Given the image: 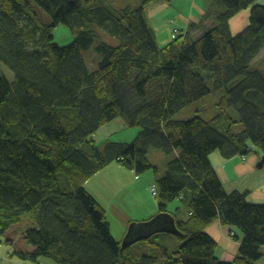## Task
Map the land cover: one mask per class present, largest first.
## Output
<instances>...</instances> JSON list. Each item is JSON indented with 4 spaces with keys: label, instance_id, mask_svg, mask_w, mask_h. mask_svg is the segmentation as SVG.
I'll return each instance as SVG.
<instances>
[{
    "label": "trees",
    "instance_id": "obj_1",
    "mask_svg": "<svg viewBox=\"0 0 264 264\" xmlns=\"http://www.w3.org/2000/svg\"><path fill=\"white\" fill-rule=\"evenodd\" d=\"M138 1L0 0V65L13 75L10 82L0 74V236L29 222L22 236L32 251L17 253L24 262L257 264L264 205L249 204L247 192L225 193L209 157L264 155V71L252 63L264 49V5L210 0L199 25L210 18L212 28L198 37L174 29L160 48L144 12L156 0ZM33 6L47 13L50 25ZM244 10L248 26L232 35L229 21ZM58 25L73 35L70 45L52 43ZM89 50L96 56L92 69L84 57ZM212 91L220 95L216 117L173 121ZM114 120L138 129L137 136L99 152L88 137ZM149 148L169 157L155 182L159 213L150 221L169 216L174 231L138 241L152 253L133 257L128 249L137 242L128 238L121 246L112 238L106 212L84 183L113 161L137 175L156 172ZM175 201L188 212L185 220L168 213ZM217 220L242 233L231 263L218 260L205 232ZM168 235L181 242L172 253Z\"/></svg>",
    "mask_w": 264,
    "mask_h": 264
},
{
    "label": "rangeland",
    "instance_id": "obj_2",
    "mask_svg": "<svg viewBox=\"0 0 264 264\" xmlns=\"http://www.w3.org/2000/svg\"><path fill=\"white\" fill-rule=\"evenodd\" d=\"M170 1V3H169ZM164 4L165 8L176 7L177 9L186 10L190 5H185L184 2L187 0H169ZM259 1V0H257ZM133 5H138L139 1L136 2L131 0ZM157 2V1H155ZM165 2V1H162ZM154 3V2H153ZM153 4H146L144 6L145 18L147 25L151 24L153 30L157 31V41L160 43L164 39L170 41L172 36L167 34V27L165 28L162 24L161 26L164 29H158L153 23H151V12H154L152 8ZM172 6V7H171ZM183 7V8H182ZM192 8L194 12L191 14ZM190 11L185 12V19H192V23H195V18H192L194 14L199 13L200 10L197 4H194ZM34 11L37 13L38 18L44 25H50L51 19L44 11L40 10L38 7L33 6ZM152 10V11H151ZM182 18H184L182 16ZM203 26H208L210 21L207 20L203 23ZM171 36V38H170ZM52 43L56 44L59 47H65L70 45L73 42V35L69 29L64 25H58L53 29L52 32ZM102 41L108 39L110 44H114V40L104 35L103 37L99 36ZM107 42V41H106ZM162 48L165 46H161ZM86 65L89 68L94 67V61L96 59L95 54L92 50H89L84 53ZM0 74L4 75L8 81L12 82L13 75L6 69L4 66L0 65ZM207 85L211 87L212 81L208 82ZM220 95L219 92L212 91L208 96L203 98L201 101L196 102L189 107L185 108L178 114L173 117V121H188L194 117H199L204 121H210L217 116L219 110L216 107L219 102ZM229 116L238 120V116L233 112H228ZM225 123L226 120L222 119ZM241 130V126L238 125L234 128V132ZM138 129H132L125 127L119 120H114L111 123L103 126L97 130L94 134L88 137L89 141H92L94 146L99 152H102L103 148L110 143L114 144H127L131 143L137 136ZM148 161L156 167L157 171H147L143 174L137 175L134 171L124 168L120 163L113 161L107 166H105L101 171L92 176L88 181L84 183V189L88 193H92L95 197H98L99 203L104 205V211H107L106 223L111 226V235L116 242L120 243L123 246V242L129 233V230L135 224L147 223L151 219L155 218L158 215L157 200L150 192V185L157 182L165 173L167 169V163L169 157L162 153L159 150L149 148L147 152ZM258 163V162H257ZM256 167V166H255ZM255 175L245 174L237 181V187L240 188V191H243L244 188L251 189L250 191H256L260 184L264 183V166L262 168L255 169ZM235 189H230L229 193H233ZM259 190V189H258ZM243 193V192H241ZM91 195V194H90ZM92 196V195H91ZM100 198H107L102 200ZM110 207V208H109ZM178 201L173 202L167 208L169 214L175 215L176 213H181L182 210H186L184 207H181ZM108 209V210H106ZM144 219V222H139V220ZM125 223L124 226L123 224ZM25 229H31L29 222L23 221L20 224H16L8 229L3 236H0V241L5 242V239H9L14 243L15 253L18 249H21L22 246L27 247V244L23 240L22 233ZM237 231V229H235ZM168 238V251L169 253L175 252L181 245V242L174 237L173 235L166 236ZM128 250H130V255L133 257H141L142 255H149L152 253L150 245L137 242L133 244ZM22 251V250H21ZM13 252V255L15 253ZM5 255L12 256L11 254L5 253ZM10 257L13 259L16 264H36L32 262H23L15 257ZM39 264H54L50 259L40 258ZM0 264H8L3 258L0 259Z\"/></svg>",
    "mask_w": 264,
    "mask_h": 264
},
{
    "label": "crops",
    "instance_id": "obj_3",
    "mask_svg": "<svg viewBox=\"0 0 264 264\" xmlns=\"http://www.w3.org/2000/svg\"><path fill=\"white\" fill-rule=\"evenodd\" d=\"M157 2L153 1L151 2L153 4L152 8H154V12H151L152 18H151V23L159 26H155L158 29H164L161 25L163 24L164 27L168 28L167 29V34H170L172 36V33L174 29L183 31L185 34H191L192 36H200L203 31H206L207 29L212 28V20L209 18L207 21H210V24L206 27L202 25H199L200 21L202 20V17L206 15L210 8V0H187L184 2L185 5H190L186 8V10L177 9L176 7L172 8H165L164 4L167 3L169 0H156ZM165 1V2H162ZM149 3V4H151ZM170 3V1H169ZM133 4V3H132ZM194 4L198 5V8L200 10L199 13L194 14L192 18H195L196 22L192 23V19H185V12L190 11L192 6ZM255 5H264V0H259L255 2ZM183 8V7H182ZM194 12V8H192L191 14ZM193 15V14H192ZM182 16L184 18H182ZM248 19H249V10H244L234 16L230 21H229V27H230V32L232 35H237L240 32H242L247 26H248ZM206 21V20H205ZM205 21L203 23H205ZM195 24L198 25V27L192 29L190 31V25ZM148 27L152 31V33L155 35V38L157 37V31L153 30L151 24L149 23ZM170 36V38H171ZM173 39V38H172ZM168 42L166 41L167 39H164L160 43H158L157 38H156V43L158 47L162 48L161 46H166L168 45L171 40ZM263 58H264V49L260 51L258 56L254 59L252 62L254 67L260 68L261 71H264V65H263ZM259 155L255 154H250L248 156L240 157V156H235L229 159H226L220 152H215L210 155L209 157V162L210 165L213 169V171L216 173L219 181L221 182L223 189L225 193L230 194L229 190L230 189H235L234 192H247V202L252 205H264V183L260 184L258 186V189L256 191H250L251 189L244 188L243 191H240V188L237 187V181L241 179L242 176L245 174H252L255 175V169H256V164L257 162L260 161ZM155 185V183H152L151 186ZM89 193V192H88ZM92 195V197L96 200V202L105 209L104 205L102 203H99L98 197H95L92 193H89ZM102 200H106L107 198H100ZM110 208V207H109ZM108 210V209H106ZM180 210V209H179ZM106 215H107V211ZM179 215L182 220H185L188 216V212L186 210H182L181 213H176ZM144 221V219L139 220V222ZM124 226L125 223L123 224ZM110 230L111 226L109 224ZM234 227H225L222 226L219 222V220L215 221L212 223L210 226H208L205 230L206 234L211 237L214 242L217 245V250H216V257L218 260L222 262H227L231 263L235 257L238 254V249L240 246V242L242 239V233L240 230L237 229L235 231ZM233 237H235L233 239ZM22 250V251H21ZM11 254L12 256L5 255V253ZM15 251L14 243L10 241L9 239H5V242L0 241V259H4L7 261L8 264H16V262L11 259L14 255L13 252ZM32 247L27 245V247L22 246L21 249H18L15 253L17 256V253L19 252H31ZM260 252L262 254V259L257 263V264H264V247L260 248ZM14 256L15 258H17ZM11 257V258H10ZM19 259V258H17ZM20 260V259H19ZM22 261V260H21ZM24 262V261H23ZM29 263V262H28ZM39 264V260L36 262H32Z\"/></svg>",
    "mask_w": 264,
    "mask_h": 264
},
{
    "label": "water",
    "instance_id": "obj_4",
    "mask_svg": "<svg viewBox=\"0 0 264 264\" xmlns=\"http://www.w3.org/2000/svg\"><path fill=\"white\" fill-rule=\"evenodd\" d=\"M264 166V155L261 156L260 161L256 164V168ZM165 230L174 231V223L171 217H159L157 220H152L147 223L135 224L127 233L125 238H130L133 243L145 240L147 237L156 232H164ZM125 240L123 246L126 245Z\"/></svg>",
    "mask_w": 264,
    "mask_h": 264
},
{
    "label": "built area",
    "instance_id": "obj_5",
    "mask_svg": "<svg viewBox=\"0 0 264 264\" xmlns=\"http://www.w3.org/2000/svg\"><path fill=\"white\" fill-rule=\"evenodd\" d=\"M150 192H151L152 195H154V196L156 195L157 190H156V186L155 185L151 186Z\"/></svg>",
    "mask_w": 264,
    "mask_h": 264
}]
</instances>
